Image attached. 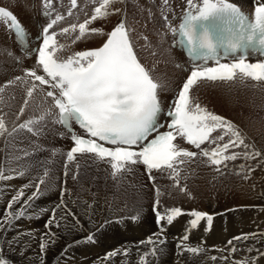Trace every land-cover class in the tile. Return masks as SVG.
Here are the masks:
<instances>
[{
	"label": "bare ground",
	"instance_id": "bare-ground-1",
	"mask_svg": "<svg viewBox=\"0 0 264 264\" xmlns=\"http://www.w3.org/2000/svg\"><path fill=\"white\" fill-rule=\"evenodd\" d=\"M78 1L76 13L62 15L64 19L53 27L57 33L58 43L65 45V48L58 53L61 58H66L77 51L99 47L106 39L104 35H90L84 40L72 43L78 33L59 34L61 28L70 24H79L89 18L93 14L94 7L99 3V0ZM163 1L117 0L113 7L121 11L107 18L98 19L90 27L102 28L107 33L118 22L124 20L138 59L161 84L158 93L166 104L187 77L181 53L171 46L173 33L168 25H172L174 17L181 15L188 5L187 0H168L167 5L163 4ZM232 2L251 13L255 0H232ZM0 6L10 8L31 30L33 36H36L35 32L37 33V23L47 21V17L43 19L39 13L38 0H0ZM163 14L167 16L165 22L162 18ZM16 57L20 58V62L17 63ZM34 67L36 63L33 57L21 53V47L15 41V33L9 30L4 22H0V88H3L0 92V115L4 117L10 133L0 136V169H3L6 175L13 177L10 180H0V251L12 261V264H140L141 257L145 253H148L145 257L147 264H236L238 261H245L246 264H264V121L247 108L248 102L255 98L253 102H259L261 113L264 114V84L239 79L234 82L203 81L192 90L193 98L209 111L223 117L224 115L231 117L228 120L239 128L246 143L254 146L262 156L245 159L240 155L236 160H229L218 166L219 171L216 169L217 166L207 162V158L199 159L200 162L205 161L203 168L197 167L198 163L193 159L187 161L179 167L181 172L179 187H186L188 179L189 182H193L188 189L186 188V192L180 191L177 186L170 188V184L173 186L174 183L170 182L169 177L160 176L162 170H152L154 188L159 189L160 192L157 197L156 189L154 191L151 187L145 175V168L140 164L130 165L129 170L113 177L108 163L98 161L89 154L77 155L76 160L82 162L79 176L86 171L95 175L96 180L99 176L116 180L117 192L124 193L126 186H129L130 191H134V198L141 196L143 201L141 205L132 201V205H129L126 211L114 214L104 211L100 207L99 199H93L99 211L94 214L95 229L94 221L86 211L88 204H92V201L87 199L90 193L89 186L85 187L88 178L81 177L82 182L78 181L80 182L77 183L78 186H73L78 180L73 179L76 162H68L67 156L64 160L55 158V163L51 159L50 166L47 162L42 163L46 166L45 169L49 166L53 175L47 185L41 188L38 198L32 200L29 205L22 203L36 191V184L25 180L24 173L19 175L23 171L20 167L22 160L18 161V154L19 151H23L22 149L28 148L21 145L19 139L25 138L24 140L36 144L42 142L49 146L55 144L57 149L61 146L64 151L72 148L70 135L58 125L57 112L52 106L51 98L46 97L45 91L37 89L31 98L26 95L32 81L24 71ZM16 77L24 79L15 81ZM8 81L14 83L8 84ZM221 87H234L237 90L229 92L224 89L221 92H213ZM211 92L213 96H208ZM25 99H28L26 107ZM22 107L24 112L20 114ZM29 120L34 121L33 124L37 125V129H41L44 135L41 137L42 140L32 138L24 132V128L19 127ZM13 128L16 129L15 132L12 131ZM212 136L215 138L218 133L215 132ZM48 138L49 142H47ZM228 139L229 137L226 136L221 143L227 142ZM177 143L191 150L195 147L181 138L177 139ZM211 143L205 142L201 145V149ZM201 149H198L197 153H200ZM233 151L251 152L253 148H243L242 151L241 147L229 149V153ZM43 155H37L35 161H38V164L40 160L41 162L45 160L46 156ZM6 160L11 162L13 167L6 163ZM53 167L54 169L57 167L60 171H53ZM26 170L37 176L44 173L40 171L38 165L29 169L28 163ZM197 170L198 173L194 177H186ZM48 176L49 174L43 177L44 180ZM104 181L101 182L105 187L108 186L107 180ZM24 185H31V188L27 187L23 190L24 196L13 204L11 211L18 212L23 208L25 215L11 219L8 217V204ZM44 188L51 189L45 191ZM75 188L78 189L77 197L74 195ZM208 191L214 193L206 194ZM107 194L110 196L111 193L107 191ZM157 198L160 202L158 206L155 205ZM152 205L162 214H166V210L173 207L181 208L183 214L169 226L164 224L166 221L161 224L156 223L154 226ZM193 210L205 212L215 219L211 232L205 235L202 230L195 231L189 227V221L192 219L189 213ZM62 212L64 217L59 218ZM132 217L137 219L133 220ZM50 218H54V222L46 227ZM201 223L206 224L207 219ZM161 228L164 232L160 233ZM198 228L201 229L200 226ZM186 230L192 235L191 240L200 246V252L204 250L201 255L187 252L183 247L177 248V245L188 246L181 242ZM157 234L166 244L158 243ZM89 235L93 236L92 242L87 240ZM245 235L248 236L247 239H243ZM149 237H152L156 243H146ZM236 237L241 239H235ZM44 241L48 242V246L42 252L40 244ZM69 243L72 245V251L66 247ZM152 247L163 248L164 251L163 253L158 251L156 256H152L150 254ZM233 248L235 251H232ZM109 250H119L122 257L118 259L114 256L108 257ZM226 254L228 256H225ZM213 257L216 259H212Z\"/></svg>",
	"mask_w": 264,
	"mask_h": 264
},
{
	"label": "snow or ice",
	"instance_id": "snow-or-ice-1",
	"mask_svg": "<svg viewBox=\"0 0 264 264\" xmlns=\"http://www.w3.org/2000/svg\"><path fill=\"white\" fill-rule=\"evenodd\" d=\"M50 2L51 0H45V7H48ZM116 2L117 0H99L98 6L94 7L93 14L89 18L79 24H70L60 29V35L78 33L72 43L84 40L90 35L106 36L101 46L74 52L66 58L59 57L58 53L65 48V45L58 43L57 33L52 30L54 25L64 19V16L57 14L42 29L40 37L42 43L36 49V67L26 71V76L32 81L31 86L27 88V97H33L37 89L45 91L46 97L51 98L53 106L58 109L59 122L70 128V122L75 121L86 133V135L72 134L73 147L66 154L67 161H75L78 154H91L96 160L110 165L113 177L129 170V166L135 164L146 166L150 179H153L151 176L153 169H167L170 178L179 187L181 175L179 165L191 161L198 153L181 147L176 142L178 137L197 149H201V145L205 142H212L215 147L201 149L199 155L207 157V162L217 166V171H219L218 166L229 160L234 161L240 155L245 159L262 156L254 146L246 143L241 131L232 121L209 111L194 99L191 93L203 81L234 82L239 79L264 84V60L252 63L247 58L250 50L264 55V0H255L250 15L242 11L241 7L232 0H199V2L187 0L188 8L180 23L177 26L169 24L168 27L174 35L179 36L177 43L187 49L193 60H203L205 63H194L190 74L183 82L173 107L168 112L171 118V122L167 124L169 130L159 132L151 139H149L151 134L157 131V117L162 110L158 98L161 84L138 59L124 20L118 22L107 33L102 28L90 27L98 19L119 13L121 9L113 7ZM167 2L168 0H164L165 4ZM71 7H77V0H71ZM68 15H72L71 9ZM0 22H4L9 30L15 33L17 41L21 44L27 42L28 34L13 12L0 7ZM221 53L224 57L233 56L231 62L222 63ZM209 60L214 61V66H207L206 62ZM22 79L24 78L16 77L15 81ZM12 83L14 81H8V84ZM43 86H48L51 90H46ZM2 91L3 88H0V92ZM27 104L28 99H25L24 106L26 107ZM23 112L24 107L20 109V114ZM33 123L34 121L29 120L19 127L31 131L29 126ZM218 130L222 134L213 138L212 134ZM12 131L15 132L16 129L13 128ZM6 133L10 134L4 117L0 115V136ZM226 136L229 137L227 142L221 143ZM137 146L139 150H136ZM239 147L244 149L252 147L253 151L229 153V149ZM47 175L46 170L44 177ZM12 178L0 169V180ZM43 183L44 178H39V183L35 185L36 191L22 201L24 205H29L32 200L38 198L41 194L40 185ZM29 186L24 185L25 188ZM180 191L186 192V187H181ZM156 194L159 197V189H156ZM23 196L24 191L20 190L12 197L8 204L9 218L17 219L25 215L23 208L18 212L11 211L13 204L20 201ZM159 203L157 198L155 205L158 206ZM155 214L158 224L166 221L171 225L183 213L181 208L173 207L167 209L166 214H161L158 210ZM189 215L192 217L189 221L191 229L197 228L205 219L209 226L212 224V216L205 212L193 210ZM132 219L135 220L137 217ZM53 222L54 218L50 219L46 227ZM247 238V235L243 237V239ZM157 239L160 245L165 244V240L160 239L159 234ZM188 239L187 234L182 237V241ZM87 240L92 242L93 236L89 235ZM146 243L155 244L156 241L149 237ZM229 243L231 244V241ZM47 246V241L42 242L41 251L43 252ZM181 247L193 254L201 251L199 247L177 245L178 249ZM158 251L163 253L164 250L152 247L150 254L156 256ZM232 251L235 249L233 248ZM118 254L119 250H116L108 253L107 256ZM147 255L148 253H145L141 257L140 264H147L145 259ZM0 264H12L2 251H0ZM236 264H246V262L238 261Z\"/></svg>",
	"mask_w": 264,
	"mask_h": 264
},
{
	"label": "rangeland",
	"instance_id": "rangeland-1",
	"mask_svg": "<svg viewBox=\"0 0 264 264\" xmlns=\"http://www.w3.org/2000/svg\"><path fill=\"white\" fill-rule=\"evenodd\" d=\"M98 5V4H97ZM148 14L150 15V13L148 12ZM163 31H164V29H163ZM5 87V86H4ZM5 88H7V87H5ZM224 89H227L229 92H231V91H234V90H237V88H234V87H221V88H219V89H217V90H215V91H213V92H221L222 90H224ZM213 92H211L208 96H213ZM253 100H256L255 98H253L250 102H248V104H247V108L248 109H251V111L250 112H254L256 115H257V117H259V118H262L263 119V121H264V114H262L261 113V110H262V108H261V106H260V104H259V102H253ZM214 111V110H213ZM248 113V112H247ZM222 115H224V114H222ZM227 119H231V117H228L227 115H224ZM249 117V116H248ZM37 125H35V124H31L29 127L31 128V131H29V129H26L24 132H26V133H28L32 138L34 137V138H36V139H41V137H44V135L42 134V132H41V129H37V127H36ZM36 127V128H35ZM33 128V129H32ZM34 130V131H33ZM23 131V130H22ZM215 133V132H214ZM217 133H218V135L221 133L220 131H217ZM20 136V135H19ZM21 137V136H20ZM47 137V136H46ZM2 139V138H1ZM25 138H21V140L19 139V143L21 144V145H24V146H27L28 148L27 149H22L23 151H19V160L18 161H20V159L22 160L21 161V163H20V167H21V169H22V173H24V176H25V180H27V181H29V182H31V183H34V184H37L38 183V181H39V178H41V177H44V173L43 172H45L46 170H47V172H48V174H49V176H48V178L46 179V180H44V183L41 185V187H40V192H41V188L42 187H44V186H46L47 185V183H48V181L50 180V178H51V176L53 175L52 174V172H51V170L49 169V166L51 165L50 163V161H51V159H53V163H55V161H56V159L55 158H61V159H65V156H66V150L64 151L63 150V147H61V146H59L58 148L60 149V147H61V149H62V151H61V154H60V151H59V149H57L56 148V146H55V144H52V145H44L42 142H40V143H42V144H40V143H34L33 141H28L27 139L26 140H24ZM58 139V138H57ZM60 139V138H59ZM58 139V140H59ZM42 140V139H41ZM45 141L47 140V138H45L44 139ZM51 140V139H50ZM26 142H28V144H26ZM32 142H33V144H32ZM47 142H49V138H48V141ZM50 142H53V141H50ZM2 143H4V140L2 139ZM213 147H215V145L213 144V143H211V144H209L207 147H204V148H207V149H212ZM203 148V147H202ZM203 148V149H204ZM56 149V150H55ZM242 147H241V151H242ZM18 151L16 152V153H18ZM199 151H201V150H199ZM21 152V153H20ZM38 154H44L43 156H46L45 157V160L43 161V162H41V160L39 161V164H38V161H35V159H36V157H37V155ZM204 156H202V158H199L200 160H205L207 157H205L204 159ZM44 159V158H43ZM199 159H193V161H196L195 163H198V165H196L197 167L198 166H202V168H203V166H205V161H203V162H200V160ZM45 162H47V164L49 165V166H47L48 168L47 169H45L46 168V166H43L42 165V163H45ZM64 162V161H63ZM66 162V161H65ZM74 162H76L75 164H74V168H75V171H74V176H75V180H76V178L78 179V180H76L75 181V183H73V186L74 187H77L78 185H77V183H78V181H80L82 178H84V179H87V181H85V187L86 188H88V186H89V188H88V190H89V195H88V198L87 199H89L90 201H92V204H88V210H86L87 211V213L89 214V216H90V219L92 220V221H94V228L96 229V225H95V221H96V218H95V215L94 214H96V213H98L99 211H98V209H97V206L95 205V202L93 201V199H99L100 200V207L104 210V211H108L109 213H122V212H124V211H126L128 208H129V205H132V201L133 202H135V203H138L139 205H141L142 203H143V201L141 200V196H138L137 198H134V191H130V188H129V186H126V188H128V189H126L125 188V192L123 193V192H121V191H118L117 192V188H116V180H111V179H106V178H103V177H101V176H99L98 177V180H96V179H94V176L95 175H93V174H90L89 172V176H88V173L85 171V173H82L80 176H79V174H80V172H79V170H80V166H81V164H82V162H80V161H78V160H75ZM6 163H8V164H11L12 165V163L11 162H9L8 160H6ZM27 163H28V166H29V169H33L34 168V166L35 165H38V166H40V171L43 173L41 176L40 175H34V174H32L31 172H29V171H27L26 170V167H27ZM77 165H79V167L77 168ZM222 165V164H221ZM220 165V166H221ZM12 167H13V165H12ZM44 167V168H43ZM220 168V167H219ZM216 169H217V167H216ZM216 169H215V171H216ZM235 170V169H234ZM51 172V174H50V172ZM53 171H60V169H58L57 167L54 169V167H53ZM40 173V172H39ZM198 173V170L196 171V172H194L193 174H191L190 176H186L187 178H192V177H194L196 174ZM215 174H217V173H215ZM214 174V175H215ZM91 176V177H90ZM160 176H163V177H169V179L171 180L170 182L172 183H174L175 184V182H174V180L172 179V178H170V172H168V173H165V171H161L160 172ZM28 177H29V179H28ZM82 177V178H81ZM186 177H183V179H187ZM45 178V177H44ZM57 179H59L58 177H57ZM99 179H101V181L103 180H107L106 181V184L108 183L109 185L108 186H104V184L101 182V181H99ZM104 181V182H105ZM80 182H82V181H80ZM79 182V183H80ZM78 183V184H79ZM192 183L193 182H189V179L187 180V182H186V184H185V186H186V188L188 189V186H190V185H192ZM174 184H173V186H172V184H170V188H172V187H176V185L174 186ZM65 185V182L63 181V186ZM76 185V186H75ZM150 185H151V187L153 188V190L155 191V189H154V184H151L150 183ZM158 185V184H157ZM168 186V185H167ZM166 187V186H165ZM164 187V188H165ZM29 188H31V185L29 186ZM112 188V189H111ZM115 188H116V190H115ZM48 189H51V188H44L43 190H45V191H47ZM64 189V188H63ZM109 189V190H108ZM178 189H180V187H178ZM22 190H25V187L23 186V188H22ZM75 192H74V195L77 197V196H79V194H78V189L77 188H75V190H74ZM87 191V190H86ZM107 191H109L111 194H110V196L107 194ZM113 191H114V193H113ZM135 191H138V190H135ZM211 191H214V190H211ZM211 191H208L206 194H208V193H210ZM121 192V193H120ZM88 193V192H87ZM214 192H211L210 194H213ZM86 194V193H85ZM100 196H105V197H100ZM96 197V198H95ZM99 197V198H98ZM127 197V198H126ZM112 198V199H111ZM92 199V200H91ZM115 202H117V204H115ZM153 206V205H152ZM152 210H154V206L152 207ZM154 211H156V209L154 210ZM50 214H52V213H50ZM162 214V213H161ZM60 217H64L63 216V212L62 213H60V216H59V218ZM51 219V218H50ZM153 225H154V221H153ZM50 226V225H49ZM169 226V225H168ZM51 228H53L52 226H51ZM185 234H187L188 235V237H189V239L187 240V241H182V238H181V242L182 243H184V244H188V246H190V247H192V246H195V247H200V246H198L196 243H194L192 240H191V237H192V235H189V233L186 231L184 234H183V236L185 235ZM175 241L177 242V240L175 239ZM165 244H166V242H165ZM67 248H70V251H72V245L69 243L67 246H66ZM109 253L110 252H113V250L112 251H108ZM204 252V250L202 251V252H199V253H197V254H195V255H201L202 253ZM228 252H230V251H228ZM225 256H228L227 254L225 255ZM114 257H116V259H118L119 257H122L120 254H118V255H116V256H114ZM252 259H254V258H252ZM121 262H123V260L121 261Z\"/></svg>",
	"mask_w": 264,
	"mask_h": 264
}]
</instances>
